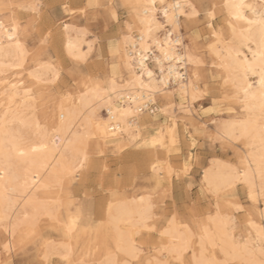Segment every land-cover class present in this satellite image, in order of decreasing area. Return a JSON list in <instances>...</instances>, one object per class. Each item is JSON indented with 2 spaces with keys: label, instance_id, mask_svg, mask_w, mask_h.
Wrapping results in <instances>:
<instances>
[{
  "label": "snow or ice",
  "instance_id": "1",
  "mask_svg": "<svg viewBox=\"0 0 264 264\" xmlns=\"http://www.w3.org/2000/svg\"><path fill=\"white\" fill-rule=\"evenodd\" d=\"M8 7L7 4L4 5ZM32 12V20L28 24L12 21L5 26L0 23V30L7 36L10 46L13 47L18 57V67H22L27 60L32 61L33 70L29 73L31 81L23 84L25 97L34 105L30 110L39 112L40 102L47 94L48 90L57 85L62 79H66L64 69L56 61L49 59V53L53 47L63 49V35L69 31V25L61 22L44 25L41 22L42 4L33 3L27 5ZM116 5L101 3L100 0H87L82 7L80 5H69L65 3L63 9L68 13L70 9H78L85 17L93 14H100L99 10L104 9L102 13L105 23L111 27L112 22L119 23V17L114 10ZM142 8L137 13L138 26L149 35L154 31L162 30L163 39L157 40L156 44L162 54L164 61L170 63L167 69L169 77L176 75L177 80H187L188 83L181 87V109H184L191 92L193 101L201 96L215 95L212 90L213 85L205 82L207 78L206 66L211 57L212 68H220L223 71L217 76L211 75L212 82L219 83L223 81L225 99L231 103L225 105L231 112L233 107H237V112L242 117L245 112L249 113L247 120L237 119L225 124L223 133H218L210 137V141L215 146L217 142L222 147L230 146L233 150L242 154L241 162L235 169L231 170L230 178L223 183H212L208 180V172L204 173L205 180L200 184L199 197L188 201H178L173 199L167 201L166 183L157 187V196L151 195L140 197V209L132 217L124 219L115 226V231L106 236L108 247L107 255L101 264H209L204 256V249L208 245H216V237L222 235L223 239H230L233 247H240L236 241V230L238 222L236 217L240 216L246 221L244 225L247 228L248 241L243 244L244 248L249 247L251 243L255 248L258 243L261 256L264 257V210L260 213V224L252 222L249 210L264 202V0L257 7L253 4H245L243 0H223L222 3L213 2V0H174L173 3L160 4L156 0H150L149 3L136 5ZM218 9L220 15H224L226 26L217 28ZM224 10H227L226 15ZM162 11V20L157 15ZM183 18V19H181ZM137 25L129 24L128 31L131 32ZM63 29V31H61ZM143 31L141 39H143ZM131 38L124 36L123 43ZM240 42L241 46L246 47L251 53V61L245 58L242 68L234 67L228 62V58L223 56L225 50L231 48ZM121 41L110 40L109 48L113 53L119 52ZM89 52L92 51V45L88 46ZM67 56L75 63L72 65V84L78 91L80 99L83 100L92 94H99L104 90L105 94L111 95L117 92L116 77L117 73L123 70L124 65H118L115 60L111 62L110 78L107 76L108 69L105 66L98 65L91 71L80 72L78 65L81 61L87 60V53L80 52L73 44L67 45ZM160 73L163 76L165 68L161 61ZM139 67L142 69V75L146 72L151 83L153 72L144 69V57L141 56ZM183 68L185 74L177 71V68ZM132 71L131 65H128ZM100 74H105L101 80ZM239 74L242 83H237L234 78ZM122 79V78H121ZM249 79L252 83H249ZM74 82V84H73ZM160 85L167 83V78L158 82ZM233 88L230 91L229 85ZM147 88L148 85H142ZM15 87V85L13 86ZM242 93V95H241ZM162 95L165 97L162 103L171 104L167 99L169 93L167 88L153 86L149 89L148 99L153 100L154 96ZM258 98L259 107V139L261 151L259 157L254 151L255 144L252 143L255 129L252 125L251 113L253 112L252 102ZM64 99L75 101V95L65 96ZM212 107L205 109L206 113L213 112L217 107V101H212ZM242 109V111H241ZM111 110V109H110ZM123 115L132 114L131 110H125ZM51 123L47 120L41 122L35 119L29 125L35 128L39 141H33L26 137L22 132L9 131V112L5 111L0 117V131L3 132V139H0V155L3 157V164H0V182L10 179L9 168L13 161L17 166L26 162L30 155L39 154L47 149L45 139L48 136L49 129L53 133L59 131L64 125L63 105H61V114L59 117V126L54 112L50 116ZM214 124L217 121H213ZM101 130L93 131L91 127L85 126L84 130L76 134L74 140L69 141V145L76 152L79 168H73L64 173H58L55 176V184L63 186L65 178H79L81 171L93 153V145L100 139ZM135 139V137H134ZM189 143L188 154L182 168L173 170L171 166L167 169L168 175H174L176 179L188 176L190 166L196 159V149L199 147L198 134L193 131L191 136L187 137ZM54 142V141H53ZM37 144L39 146H33ZM139 145V141H137ZM151 145L153 148L166 150L169 154L178 149V137L176 126L172 121H165L160 132L152 137L151 141H144V145ZM95 151L103 157V152L98 148ZM82 157V159H80ZM160 167L161 179L163 180V167L153 164V171L156 172ZM107 172V168L104 169ZM31 179L36 182L35 173ZM100 183V191H103L105 185ZM207 185V186H205ZM243 185L246 191L247 201L250 204H242L237 198V186ZM190 181H185L184 192L189 193L193 189ZM163 188L164 194L160 196V189ZM7 189H5L6 191ZM113 200H118L120 194L118 191L112 192ZM88 193L85 192L84 203L88 201ZM207 201L209 207H204ZM214 198V208L212 206ZM164 201L163 203L161 201ZM58 203V201H54ZM113 205L108 204L109 214ZM38 211V210H37ZM103 205H101V213ZM28 217H25L27 220ZM76 221L73 220L67 226L69 233L73 232ZM111 227V221H109ZM103 227V224L100 226ZM231 228V235L228 229ZM5 232L9 228H4ZM15 237V232H12ZM34 236L35 232L28 234ZM199 239L200 252L197 253L196 241ZM27 240L24 234L21 235L19 247L23 249ZM12 246V242L6 244L5 250ZM70 251V250H69ZM44 259H47L45 255ZM68 264H71L68 255L63 257ZM211 264H228V261L211 262ZM260 264H264V258Z\"/></svg>",
  "mask_w": 264,
  "mask_h": 264
},
{
  "label": "bare ground",
  "instance_id": "2",
  "mask_svg": "<svg viewBox=\"0 0 264 264\" xmlns=\"http://www.w3.org/2000/svg\"><path fill=\"white\" fill-rule=\"evenodd\" d=\"M65 1L61 4L62 9L63 5L67 3ZM123 1L126 4V10L129 13L130 20L129 22H125L124 32L121 34L120 38L121 47L117 64L124 65V67L121 72L117 73V92L115 94L108 95L105 94L104 90H101L99 94H92L81 100L77 91V93L74 94L75 101L63 98L65 96H69L70 94L68 93H61L59 96L57 94L59 100L50 110L52 111L50 115L45 114L42 116L43 113L39 115V113L31 111L30 109L34 105L25 97V89L22 87V85L28 84L31 81L29 73L33 70L32 64L29 68L25 69L26 74L22 75V70H18L16 74L18 73L20 77L15 80H8L6 75L2 76L3 73H6L11 69L13 70V68L20 69L23 66H17L19 63L17 53L15 49L10 46V41H8L7 36L2 30H0V117L3 116L5 111L9 112V121H14V123L9 124V131L22 132L26 137H30L33 141H39L41 138L37 135L36 129L29 126L31 122L38 118L41 120V122L47 120L48 123H51L50 116L54 112L55 116L57 117V124L59 126L61 105H63L64 116V125L59 129V131L53 133L52 130L49 129L48 136L45 139L47 149L45 151H41L39 154L30 155L26 158V162L19 166H17L16 161H13L12 166L9 168V176L11 178L6 179L5 182H0V225H2L1 227L3 230L5 227L9 228L8 232L4 231L6 240L3 243V247L6 244H9L11 238L13 237L12 232H16L20 226L28 227V229L35 232L36 226L40 223V221L44 220L45 222H54V226H59L62 236L58 238H41V241L39 242L42 247L41 257L43 259L45 255L47 256V259L53 255H57V257H64L65 255H68L71 264H101V261L104 260L105 256L107 255L108 248L103 249L102 252L93 251L91 255L85 254L84 252L75 255L74 243L77 237L76 227L78 225V215L67 210H65L63 215L60 214L61 203L59 192L67 183L71 185L75 179L65 178L63 186L59 187L55 184V176L58 173L70 171L74 167L79 168L77 154L69 145V141L74 140L76 134L83 131L85 126L91 127L93 131H96L97 126H99V129L101 130V136L97 141H99L102 147L110 144L114 145L115 150L122 151L128 145H130V143H137V141H139V145L142 146L144 145L143 141L145 140L143 137L142 128L153 127L156 124L155 115L158 112L161 114H166L170 112L169 110L171 108V106L167 103L165 105L156 106L157 113L156 111L154 113L145 111L148 104L156 103L155 96L153 97L155 102L148 99L149 89L153 86L167 88L169 93L167 98L172 99V94L174 91L176 96L181 97V87L182 85L188 83L187 80H177L175 74L169 77L167 69L170 63L175 62L164 61L162 59V54L160 53L156 44L157 40L163 39L162 30L154 31L149 35L146 31H143L138 26L137 13L142 11V8H137L135 6L149 3L150 0ZM160 2L161 0H156L157 4H160ZM163 2L165 5H167L168 3H173L174 0H163ZM222 2L223 0H221V3ZM243 2L245 4H253L258 7L261 3V0H243ZM73 11V9H70L66 14L73 15ZM226 12L227 10H224L225 15ZM79 13L82 15L80 11ZM158 14H160L162 20V11L158 12L157 15ZM0 23L4 24V22L1 20ZM67 24L69 25V31L63 35V49L53 47L49 53V59L53 60L54 56L58 57V59L61 56H67V45L69 43L73 44L74 47L80 52L87 53L88 59L95 49L93 40L88 38V32L80 25H75L73 22H68ZM129 24H134L137 26L131 32H129ZM61 31H63V29H61ZM142 31L143 39H141ZM125 35L131 38L127 42V46H125L123 43ZM89 44L92 45L91 52H89L88 49ZM141 56L144 57V69L153 72L151 83L146 72H144L143 75L141 74L143 71L139 67ZM223 56L227 57L228 62L234 67L240 68L241 70L244 66L245 58L247 57L249 61H251L252 58L251 53L246 47L241 46L240 42H237L231 48V50H225L223 52ZM86 61H81L80 63L84 65ZM157 61H161L163 67L165 68L163 76L160 73L161 64L157 63ZM128 65H131L132 71L129 70ZM217 69L219 74L221 71H223L220 68ZM177 71L181 74H185V70L183 68L178 67ZM110 74L111 72L107 74L109 78ZM99 78L103 80L105 75ZM165 78H167V83L160 85L158 82ZM234 78L238 84L242 83L239 74L235 75ZM249 83H252L251 79H249ZM14 85L15 87H13ZM142 85H148L149 87L145 88ZM228 87L230 91L233 88L231 84ZM187 102V104L193 102L190 91ZM258 103V98L256 101L252 102V107L254 110L251 113L252 125L255 129L252 143L255 144L254 151L257 155V158L259 157L261 151L258 128ZM237 107H239V105H237ZM176 108L180 109L179 106ZM129 109L131 110L132 114H122L125 110ZM102 110L106 111L107 113L102 115ZM238 118L247 120L249 118V113L245 112L241 117L237 112L231 118H227L226 120L222 121L220 120V123L215 126L216 134L223 133L225 124L229 123V121H237ZM172 119L174 124H176L173 117ZM157 125L158 127L155 128L154 131L149 135L147 141H151L152 137L155 136L156 133L160 132L161 127L164 126L160 124ZM3 138V132L0 131V139ZM33 146L39 145L34 144ZM144 147L147 150H145V154L142 158V169L144 171H149V173L152 172L161 178L160 167H158L157 171L154 172L152 165L157 164L158 166H162L164 169L163 177L166 179V181L169 180L171 177V175L167 174V169L169 166H171L167 162L169 153L166 150L160 148L159 152L158 149L151 147L150 144ZM159 154H162L165 157V161L158 157ZM80 159H82V157H80ZM3 163V157L0 155V164ZM236 167L237 166L230 165L227 162L217 158L212 161V163L208 165L204 171L202 170L203 181L205 180L204 173L207 171L208 180L210 182L223 183L230 178L231 170L235 169ZM33 173L36 175L35 185L31 179ZM114 181L116 182V180ZM243 188L245 187L243 186ZM5 189L7 190L5 191ZM141 196L147 197L149 195L145 193L131 197L125 196L123 199L118 200L107 198L108 200L104 202L102 213L101 206H97L96 204L98 215L104 220L105 225L109 228L110 232H114L116 225L120 224V222H122L124 219L134 216L139 211V201ZM54 201H58V203H54ZM109 203L113 205L110 214L108 208ZM255 207L258 210L256 215L257 221L252 219V222L259 225L260 213L262 210H264V202H262V208L258 209V206ZM26 216L28 217L27 220H25ZM73 220L76 221V224L74 226L73 232L69 233L67 226L71 224ZM109 221H111V227L109 225ZM55 222H58V224ZM231 232L232 230L229 228V235H231ZM240 239L236 238V241L240 244V247H233L230 239H223L222 235H218L216 237V245H208L204 249L203 259L209 262V264H211V262L223 261H228V264L229 261L238 262V264H260L261 259L264 257L261 256L258 243L256 244L255 248H253L251 243H249V247L246 249L243 247V244L248 241V235L244 240L241 241ZM197 245L199 250L197 253L199 254V239H197ZM7 251L12 253L14 251L13 245ZM207 252H209L208 255L206 254ZM66 264H68V261H66Z\"/></svg>",
  "mask_w": 264,
  "mask_h": 264
},
{
  "label": "rangeland",
  "instance_id": "3",
  "mask_svg": "<svg viewBox=\"0 0 264 264\" xmlns=\"http://www.w3.org/2000/svg\"><path fill=\"white\" fill-rule=\"evenodd\" d=\"M64 1L65 0H0V20L3 21L5 25H9L12 21L28 24L31 22L33 14L27 5L33 3L42 4L43 8L41 9L40 17L41 22L43 21L42 24L48 25L55 23L60 25V22H73L75 25L83 27L88 32V38L93 40L95 49L84 65L79 62V65L77 66L78 71H91L96 66L102 65L107 67L108 73L111 72V62L113 60H115L116 63L118 62L120 50L114 54L109 48V41L117 39L121 41L120 38L121 34L124 32L125 22H129L130 20L125 2L123 0H100L101 3L116 5L114 10L119 17V23L112 22L111 27H108L102 14L104 9L99 10L100 14H93L89 17H85L84 14L80 15L78 9H73V15H68L61 7V4ZM65 2L69 5H80L82 7L87 3V0H66ZM213 2L221 3V0H213ZM5 4L8 5L7 8L4 7ZM158 16L160 17V14H158ZM218 16L217 28L219 29L221 26H226V24L224 21V15H220L219 9ZM53 60L63 67L66 79H62L57 85L49 89L40 102L38 113L39 115L43 113L42 116L45 114L50 115L52 112L50 110L59 100L58 96L61 93H68L70 95L77 93L73 85L69 84V81L72 80V65L75 62L68 56H61L59 59L54 56ZM31 64V60H27L22 68H13V70L11 69L6 73H3L2 76L6 75L8 80H15L20 77L16 72L22 70V75L26 74L25 69L29 68ZM206 71L208 75L205 82L213 85L212 90L216 93L215 95L201 96L190 104H187V102L182 110L180 104L181 97L176 96L174 91L172 99H169L171 100V104H169L171 106L169 110L170 112L161 114L156 111V124L153 127L142 128L143 137L147 141L149 135L158 127L157 124L165 125L166 120L173 122L172 117L174 118L178 137V149L168 155V160L166 159L174 170L182 168L185 156L188 154L190 142L187 137L191 136L193 131L197 132L199 147L196 149V159L194 164L190 166L188 176L182 175L180 179H176L174 175H171L169 180L166 181L165 178L162 180L160 176L142 169V158L145 154V150H147L144 146L138 145L137 143H130L125 149L118 151L115 150L114 145L108 144L105 145V147H102L99 141H97L93 145L94 151L90 154L89 162L81 171L84 173H80L79 178H76L71 185L67 183L62 190H60V214L63 215L65 210H67L78 215V225L76 227L77 237L74 243L75 255L82 252L91 255L93 251L102 252L103 249L108 248L105 238L110 231L105 225L104 220L98 215L96 204L97 206L104 205L106 200L112 198V192L118 191L120 194L119 199H123L125 196L131 197L145 193L155 198L157 196V187L166 183L168 202H171L173 199L181 202H190L192 199L199 197L200 184L203 182V171L212 163V161L218 158L233 166L240 164L242 156L240 152L233 150L230 146L222 147L219 142L213 146L210 141V137L217 135L215 132V126L220 123V120H226L227 118L234 116L235 113H237V106L233 107V110L229 112L228 107L225 105H228L231 102L225 99L226 93L224 91L223 81H219L218 84L212 82L211 75L214 73L218 76L219 71L217 68H212L211 57H209ZM104 75L105 74H100L99 77H103ZM155 99L156 106L167 104L161 102L165 99L162 95L155 96ZM213 100L217 101L216 109L213 112L206 113L205 109L213 106ZM177 106H179L180 109H177ZM172 111L175 112L173 113ZM101 114L105 115L104 110L101 111ZM213 121H217V123L214 124ZM97 148L103 152V157L99 156L95 151ZM156 149L159 150V148ZM158 157L165 161V157L162 154H159ZM105 168H107V172L104 171ZM114 180H116V182ZM185 181H190L194 186L189 193H186L183 190L185 187ZM99 182H103L105 185L103 191H100ZM85 192H87L89 196L86 204L84 203ZM159 194L160 196H163V188L160 189ZM237 198L242 204L251 203L250 201H247L245 188L241 185L237 186ZM201 199L203 201V198ZM161 202L163 203L164 201L162 200ZM203 202L204 207L207 209L209 207L208 202ZM212 206L214 208V198ZM257 206L258 209L262 208V203ZM257 211L256 207L249 210V215H251L252 219L255 221H257ZM236 219L238 222V228L235 236L237 239L241 238L240 240L242 241L247 236L248 230L244 227L246 221L240 216H237ZM55 223L58 224V222ZM102 224L103 227L101 228L100 226ZM1 226L2 225H0V264H66L63 257H57V255L50 256L49 259L46 260L41 257L42 247L39 242L41 241V238H58L62 236L59 226H54V222L40 221L35 228L34 236L28 235L33 232L28 229V227L20 226L15 232V237L11 238L14 249L12 253L8 252L3 247L6 238L4 235L5 232ZM22 233L24 234L27 243L23 249H20L19 244ZM196 250L197 252L199 251L198 245ZM206 254L208 255L209 252ZM229 264H238V262L229 261Z\"/></svg>",
  "mask_w": 264,
  "mask_h": 264
},
{
  "label": "built area",
  "instance_id": "4",
  "mask_svg": "<svg viewBox=\"0 0 264 264\" xmlns=\"http://www.w3.org/2000/svg\"><path fill=\"white\" fill-rule=\"evenodd\" d=\"M145 111H147L149 113H154L156 111V104H154V103L148 104ZM104 112H105V114L107 113L106 111H104Z\"/></svg>",
  "mask_w": 264,
  "mask_h": 264
}]
</instances>
